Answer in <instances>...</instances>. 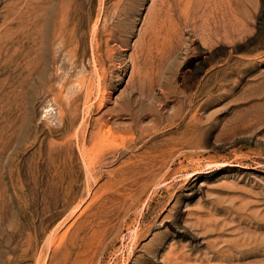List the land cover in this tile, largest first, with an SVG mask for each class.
I'll use <instances>...</instances> for the list:
<instances>
[{"label": "rangeland", "instance_id": "rangeland-1", "mask_svg": "<svg viewBox=\"0 0 264 264\" xmlns=\"http://www.w3.org/2000/svg\"><path fill=\"white\" fill-rule=\"evenodd\" d=\"M0 264H264V0H0Z\"/></svg>", "mask_w": 264, "mask_h": 264}, {"label": "bare ground", "instance_id": "bare-ground-1", "mask_svg": "<svg viewBox=\"0 0 264 264\" xmlns=\"http://www.w3.org/2000/svg\"><path fill=\"white\" fill-rule=\"evenodd\" d=\"M91 90V89H90ZM90 98V97H89ZM78 134V133H77Z\"/></svg>", "mask_w": 264, "mask_h": 264}]
</instances>
